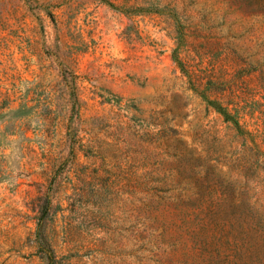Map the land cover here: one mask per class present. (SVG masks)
Returning a JSON list of instances; mask_svg holds the SVG:
<instances>
[{"label":"rangeland","instance_id":"374dc122","mask_svg":"<svg viewBox=\"0 0 264 264\" xmlns=\"http://www.w3.org/2000/svg\"><path fill=\"white\" fill-rule=\"evenodd\" d=\"M0 264H264V0H0Z\"/></svg>","mask_w":264,"mask_h":264}]
</instances>
